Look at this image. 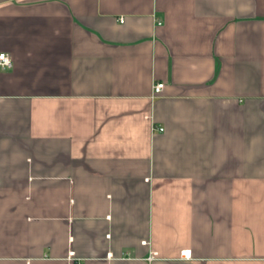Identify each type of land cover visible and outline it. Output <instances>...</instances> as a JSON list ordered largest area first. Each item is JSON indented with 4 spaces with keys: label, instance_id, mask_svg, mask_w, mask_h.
<instances>
[{
    "label": "crops",
    "instance_id": "obj_1",
    "mask_svg": "<svg viewBox=\"0 0 264 264\" xmlns=\"http://www.w3.org/2000/svg\"><path fill=\"white\" fill-rule=\"evenodd\" d=\"M0 52V264H264V0H0Z\"/></svg>",
    "mask_w": 264,
    "mask_h": 264
},
{
    "label": "built area",
    "instance_id": "obj_2",
    "mask_svg": "<svg viewBox=\"0 0 264 264\" xmlns=\"http://www.w3.org/2000/svg\"><path fill=\"white\" fill-rule=\"evenodd\" d=\"M121 21H124V19L121 18ZM157 23L158 24H162V21L158 20ZM12 65H13V60H12L11 55L9 53H7V52H0V67H2V68H10V67H12ZM164 87H165V82H162V81L155 82L154 86H153L154 94L161 93L163 91ZM159 129L163 130V127H159ZM183 254L186 257H190V250H184ZM153 255H151V257Z\"/></svg>",
    "mask_w": 264,
    "mask_h": 264
}]
</instances>
